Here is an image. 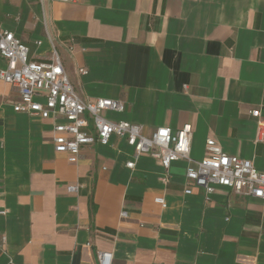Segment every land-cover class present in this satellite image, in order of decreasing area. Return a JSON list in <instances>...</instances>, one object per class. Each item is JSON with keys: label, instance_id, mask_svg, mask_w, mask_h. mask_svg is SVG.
I'll list each match as a JSON object with an SVG mask.
<instances>
[{"label": "crops", "instance_id": "1", "mask_svg": "<svg viewBox=\"0 0 264 264\" xmlns=\"http://www.w3.org/2000/svg\"><path fill=\"white\" fill-rule=\"evenodd\" d=\"M0 22L31 60H47L52 41L81 98L123 102L108 119L145 134L189 123L192 159L213 139L264 172L249 112L264 119V0H0ZM17 99L0 79V264H98L97 251L111 264H264L262 200L218 185L205 198L182 159L167 182L148 154L129 168L133 148L114 135L70 162L53 121L15 112Z\"/></svg>", "mask_w": 264, "mask_h": 264}, {"label": "built area", "instance_id": "2", "mask_svg": "<svg viewBox=\"0 0 264 264\" xmlns=\"http://www.w3.org/2000/svg\"><path fill=\"white\" fill-rule=\"evenodd\" d=\"M51 48L47 60L29 59L28 46L0 22V56L6 62L5 66L0 68V79L17 89L18 99L12 102L13 110L42 119H51L54 150L66 154L68 161L78 160L82 146L95 142L105 145L114 135L124 138L133 148L134 159L126 163L129 168L134 166L137 156L148 154L159 161L165 170L161 180L167 182L171 162L182 159L187 163L185 179L202 188L205 198H208L218 185L238 195L258 198L264 202V172L254 166L252 159L225 153L213 139L206 140L207 155L200 160L192 159V127L189 123L176 130L164 126L157 127L150 134H145L140 124L108 119L104 112H121L124 110V103L103 97L81 98L70 82L52 41ZM79 72L86 73V70L79 69ZM249 112L256 122L255 141H262L264 119L261 110L255 107ZM78 188L79 184L67 186L69 192H76ZM190 192L191 189L185 187L184 193ZM154 202L161 207L166 205L162 196H155ZM4 214L5 210H0V215ZM120 214L126 216L125 211ZM96 257L98 264L112 262V253L109 251H97Z\"/></svg>", "mask_w": 264, "mask_h": 264}]
</instances>
